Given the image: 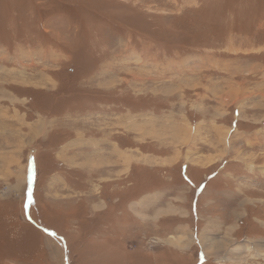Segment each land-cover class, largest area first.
<instances>
[{
    "label": "rangeland",
    "instance_id": "obj_1",
    "mask_svg": "<svg viewBox=\"0 0 264 264\" xmlns=\"http://www.w3.org/2000/svg\"><path fill=\"white\" fill-rule=\"evenodd\" d=\"M0 264H264V0H0Z\"/></svg>",
    "mask_w": 264,
    "mask_h": 264
},
{
    "label": "crops",
    "instance_id": "obj_2",
    "mask_svg": "<svg viewBox=\"0 0 264 264\" xmlns=\"http://www.w3.org/2000/svg\"><path fill=\"white\" fill-rule=\"evenodd\" d=\"M121 154H118L117 155V157H119ZM128 157H126V174H127V172L129 171V169H130V167H131V165H130V163L132 164V160H131V162H130V160L128 159ZM164 159V157H162V156H158V157H153V158H149V164H151V163H154L155 165H159V166H161V165H163L164 164V162H162V160ZM143 161H146L145 160V158H144V160ZM123 162L125 163V161L124 160H122V162H121V164H123ZM136 162V160H133V163H135ZM159 163H161V164H159ZM189 166V164H186V166H183L182 168H181V177H182V180L184 179L185 180V183L187 184H189L190 182H189V178L187 177V175H186V173H187V167ZM198 167H201L200 165L198 166ZM211 176V175H210ZM193 181V183H194V180H192ZM181 183H183V182H181ZM185 183L182 185L183 187H186V185H185ZM191 184V183H190ZM205 186H206V184L202 181V182H200V183H198V185H197V187H196V192H200V193H202L205 189ZM232 216H233V214H232ZM234 251H236V255H240V252H239V249H234ZM199 254H201V252L199 251Z\"/></svg>",
    "mask_w": 264,
    "mask_h": 264
},
{
    "label": "trees",
    "instance_id": "obj_3",
    "mask_svg": "<svg viewBox=\"0 0 264 264\" xmlns=\"http://www.w3.org/2000/svg\"><path fill=\"white\" fill-rule=\"evenodd\" d=\"M35 225H36V224H35ZM198 254H199V252H198ZM198 254H197V255H198Z\"/></svg>",
    "mask_w": 264,
    "mask_h": 264
},
{
    "label": "bare ground",
    "instance_id": "obj_4",
    "mask_svg": "<svg viewBox=\"0 0 264 264\" xmlns=\"http://www.w3.org/2000/svg\"><path fill=\"white\" fill-rule=\"evenodd\" d=\"M187 135V134H186ZM190 135V134H189Z\"/></svg>",
    "mask_w": 264,
    "mask_h": 264
}]
</instances>
